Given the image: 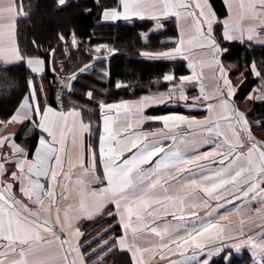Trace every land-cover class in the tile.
Here are the masks:
<instances>
[{
  "label": "snow or ice",
  "instance_id": "snow-or-ice-1",
  "mask_svg": "<svg viewBox=\"0 0 264 264\" xmlns=\"http://www.w3.org/2000/svg\"><path fill=\"white\" fill-rule=\"evenodd\" d=\"M68 6V0H56V12ZM95 7L100 11L98 27L114 25L119 28L120 22L136 27L137 20L153 21L154 28L139 33V39L145 42L154 31L164 30L165 22H172L174 18L178 35L162 42L174 45L173 54L156 59L186 61L190 74L177 75L173 68L157 77L149 87L156 86L158 95L136 98L137 101H150L142 113L118 110L132 103L130 99L109 103L97 96L92 88L107 91L102 85H92L83 92L87 100L96 102L92 111H98L100 116L97 128L120 118L140 119L144 125L153 127L140 133L144 139L133 146V154L128 159L121 157L123 163L105 166L104 191L111 198L88 217L92 221L101 220L99 229L94 230L98 231L97 236L84 240L85 235L91 233L81 232L78 223L69 216L68 232L63 236L52 229L47 235L39 234L37 226L34 241L25 249L26 257L32 258V264H86L84 249L95 243L97 247L89 255L103 253L97 264H102L106 255L116 252L125 257V264H146V253L150 260L158 258L163 264H219L221 260L223 264H233L234 258H243L245 249L250 254L248 264H264V142H257L253 135L254 131H264V117L250 120L249 112H241L236 107L237 99L243 94L246 101L253 105L259 103L264 110V57L260 60L253 57L251 61L247 58L249 50L257 46L264 48V0H222L226 15L218 13L211 0H206L204 7H197L193 13L198 28L187 35L182 31L180 18L183 12L194 7L188 0H115L110 6L96 0ZM205 11L208 13L206 20L202 18ZM84 13L91 15L92 8L85 7ZM236 43L246 50L244 62L242 68L236 65V72L230 73L224 59L230 52L229 46ZM31 44L32 52L21 49L18 25L12 31L0 29V60L8 62L4 71L25 68L29 77L18 106L0 123L17 119L39 123L51 113L82 117L87 106L81 107V102L73 101L72 92L76 90L75 82L88 74L101 81L107 80L109 88L114 87L117 95L119 90L133 87L120 80L112 84L110 66L117 49L105 43L93 44L91 36L85 44L73 29L68 34L60 31L46 44L33 37ZM197 47L208 50V61L216 72L214 89L199 87V77L186 79L196 74L201 63L193 57ZM144 53L145 50L140 51L142 57ZM74 54H86L87 59L74 61L75 66L62 77L60 72ZM49 71L53 73V80L46 87ZM236 73H239V85L232 84ZM37 79L41 81L39 88ZM245 84L253 85L246 94L243 93ZM161 86L165 90L161 91ZM16 87L11 79L0 78V90L10 93ZM53 87L57 89L55 101L51 98ZM189 89L197 92V96L189 98ZM65 100L69 101L67 105ZM150 108L165 112L163 116L185 117L186 123L165 128L155 115L148 113ZM181 108L192 115L180 113ZM197 113L206 115L197 118ZM252 123L258 127L253 129ZM88 129L91 133V124ZM49 135L42 129L37 144H50ZM150 137L153 139L148 142ZM12 139L15 142L16 136ZM189 148L195 156L187 154ZM205 148L207 150H201ZM95 152L94 149V157ZM17 164L18 161H10L5 169H15ZM15 175L14 171L5 170L0 178L9 179ZM188 185H196L199 189L215 185L217 190L197 202L190 199ZM24 187L22 179L12 184L14 191ZM47 192L48 188L43 187L41 199ZM173 192L182 205L187 204V210L179 214L156 212V205L171 199ZM2 195L4 193L0 192ZM54 196L53 191L49 199ZM0 209L11 211L4 200H0ZM169 216L172 218L168 219ZM233 217H238V221ZM141 238L147 243H138ZM3 239L0 235V242ZM52 250L54 255H46Z\"/></svg>",
  "mask_w": 264,
  "mask_h": 264
},
{
  "label": "crops",
  "instance_id": "crops-1",
  "mask_svg": "<svg viewBox=\"0 0 264 264\" xmlns=\"http://www.w3.org/2000/svg\"><path fill=\"white\" fill-rule=\"evenodd\" d=\"M188 3L193 4L194 7L183 12L180 18L181 28L185 35L198 28V22L193 13L196 12L197 7H204L206 0H188ZM19 15L20 11L16 0H0V29L5 31L16 29ZM207 15L208 13L205 11L202 18L206 20ZM171 49L152 57L165 56V53L170 52ZM193 53H196L193 54V57L201 63L197 67L196 74L191 77L186 76V79L199 77L201 85L207 84L205 89H214L215 82H217L216 72L208 61V50L197 47ZM6 63L8 62L0 60V67H5ZM185 63L187 64L186 61ZM189 74L190 72L187 75ZM40 83L41 81L37 79L38 88ZM155 94L158 95V93ZM190 97L192 96L190 95ZM149 103L150 101L145 102L141 106V104L136 105V102L132 101L118 110L142 113ZM203 115L197 118H202ZM181 117L162 115L156 116L155 119L161 121L163 127L169 128L184 124L186 119ZM81 120L83 118L76 114L59 116L51 113L41 118L39 123H32L30 120L22 122L20 119L15 122L0 123V177L5 170L16 173L14 178H0V192L4 193L0 196V200H4L7 208L11 209V211L0 209V235L4 237L0 242L3 245L0 247V264H21V262L32 264V258L26 257L25 249L29 247L30 242L34 241L37 235L35 231L37 226H39V234L47 235L48 230L52 229L63 236L68 232L69 216H71L78 223L79 230L82 232L81 225L92 221L88 218L90 214L97 212L101 203L107 202L111 198V195L104 191L106 187L104 184L106 180L105 166H117V162L123 163L121 157L128 159L133 154V146L144 139L140 133L153 127L144 125L143 120L140 119L120 118L105 122L100 127L97 142L88 144L89 123L84 120L81 123ZM24 125L27 126L24 128ZM42 129L50 134V144L43 142L37 144L36 142V150L30 158L28 155L29 137L33 131H36L37 141L40 140ZM14 135L16 136L15 142L12 139ZM152 139L150 137L148 142ZM114 142L116 143L114 144ZM94 149L96 150L95 157L93 156ZM186 151L189 156H195V152L191 148ZM10 161H18L15 169H5V165ZM32 166H45L48 169L45 181L48 192L44 193V199H35L30 196L31 179L28 171ZM146 167L150 168L151 165H146ZM19 179L25 182V187L22 190L14 191L12 184ZM187 189L191 192V200L201 202L210 197L217 190V186L212 185L208 189H199L196 185H188ZM53 191L55 196L49 199ZM178 191L182 192L184 189ZM156 192L159 193L160 189H157ZM155 194L153 193V195ZM5 196L8 198L7 200L4 199ZM154 210L162 214L168 212L179 214L187 210V204L182 205L176 199V193L173 192L171 199L157 204ZM80 216L84 218L80 219ZM171 218V216L168 217V219ZM138 243L145 244L147 242L141 238ZM54 254V250L46 253V255ZM144 258L146 264H163L158 258L150 260L147 253Z\"/></svg>",
  "mask_w": 264,
  "mask_h": 264
},
{
  "label": "trees",
  "instance_id": "trees-1",
  "mask_svg": "<svg viewBox=\"0 0 264 264\" xmlns=\"http://www.w3.org/2000/svg\"><path fill=\"white\" fill-rule=\"evenodd\" d=\"M115 0H101L102 5H112ZM211 3L215 6L218 13L226 12L222 8L221 0H211ZM17 7L20 11L19 18L17 20L16 27L19 29V40L20 47L22 50L29 52L33 51L31 41L33 37L39 40L41 43L46 44L49 40H53L55 36L63 31L65 34L70 33L73 29L75 30L78 37H80L84 43L88 42L89 37H92V43H105L115 49H117L114 58L111 61V82L114 85L117 80H120L126 84H132L133 87L124 90H117L112 87L109 88V82L107 80H99L95 75H85L82 79L76 81V90L72 92V99L76 102H81V107L85 105L82 118L85 122L91 124L92 131L87 137L88 144H95L100 135V128H97V124L100 121L98 111H92L95 108V101H89L86 99L83 92H86L92 85H102L101 88H92L97 96L104 97L107 102L111 103L120 99L136 100L141 95L155 94L156 86L149 87L157 77L163 73L175 69L177 75H187L188 70L186 68L185 61H174V62H163L153 55H157L165 49L170 50L174 45L171 43H162L170 38L177 36V30L174 21L165 22V28L159 32H153L147 42L139 39V33L147 32L154 28L152 21H136V27L131 25H125L120 22L119 28L114 25L111 27H98L97 21L100 18V11L95 7L96 0H68L69 6L62 12H56V0H16ZM85 7L92 8L91 15H85ZM223 18V16L221 17ZM95 33V35H93ZM227 46V45H226ZM230 52L225 54L224 64L229 68L230 73L236 72V65L243 67L245 48L239 43L229 46ZM145 50L144 57L141 56L140 51ZM151 55V56H150ZM152 58H147V57ZM255 57L260 60L264 57V48L255 47L254 50L248 51V60L251 61ZM87 59L86 54L81 56L73 55L71 60H68L65 69L60 72L63 77L67 72L75 66L74 61L79 59ZM60 59V57H58ZM231 65V66H230ZM59 69V65H57ZM5 67H0V78L7 77L14 81L17 85L10 93L4 90H0V120H6L7 114L12 112L18 106L20 97L24 94L26 88V82L29 79L27 70L25 68H14L8 71H4ZM236 73L234 76H238ZM233 76V77H234ZM251 79V78H249ZM53 80V73L49 71L47 73L45 86L51 84ZM91 82V83H89ZM240 84V83H239ZM253 85L245 84L243 87V93L250 91ZM161 91L165 90L163 86L160 88ZM55 87L52 88L51 98L53 101L56 99ZM195 91H189V95H194ZM244 96L241 94L237 101H243ZM69 103L65 100V104ZM149 114L156 116H162L166 114L163 111L156 109H148ZM182 114L192 115L187 113L185 109L181 108L178 110ZM204 113H197V117H201ZM261 115V116H260ZM264 117V110L261 109L259 103L253 105L249 112V118H260ZM27 125H24V128ZM22 129V131L24 130ZM20 137V136H19ZM30 145L28 155L30 158L36 148L37 136L36 131H33L29 137ZM101 220L90 221L81 225L83 233L91 235H85L84 240H93L97 236L99 225ZM97 246L93 243L91 246L84 249V254L90 252V248L93 249ZM100 254L101 252H97ZM98 254L87 255V264H92L94 259H99ZM243 258H234L233 264H248L250 255L247 252L242 253ZM92 261V262H91ZM97 264V260H95ZM102 264H125V257L120 253H111L106 255ZM219 264H223L221 260Z\"/></svg>",
  "mask_w": 264,
  "mask_h": 264
},
{
  "label": "rangeland",
  "instance_id": "rangeland-1",
  "mask_svg": "<svg viewBox=\"0 0 264 264\" xmlns=\"http://www.w3.org/2000/svg\"><path fill=\"white\" fill-rule=\"evenodd\" d=\"M154 27H155V25H154ZM197 53V52H196ZM196 53H193V54H196ZM173 53L170 51V52H168V53H165V56H170V55H172ZM207 56V55H206ZM206 56H203V57H206ZM162 57V56H161ZM225 68L227 69V71L229 72V68L225 65ZM241 81H240V78H237V76H234V77H232V84H234V85H239V83H240ZM215 83H217V82H215ZM204 84V83H203ZM201 85V84H199V87H204V88H207V84H204V85ZM190 91H191V89H190ZM196 94H194V95H191L192 97H196L197 96V92H195ZM192 97H189V98H192ZM133 102H136V105H140L141 104V106H143L144 105V103L145 102H149V101H145V102H140V101H137V100H132ZM178 102V101H177ZM251 103L252 102H250V101H246V100H243V101H236V107L237 108H239V110L241 111V112H250V108H251ZM261 116V115H260ZM181 118H184V117H181ZM250 120H255L254 118H249ZM169 123V122H168ZM184 123H186V122H184ZM162 125H163V123H162ZM251 127L253 128V129H256L257 127H258V125L257 124H255V123H252L251 124ZM253 135H254V137L256 138V140H257V142H264V131H254V133H253ZM221 212H223V210H221ZM234 221H238V217H233L232 218ZM97 246H95L93 249H95ZM93 249H91L90 248V252L91 253H93ZM243 252H247L248 253V251H247V249H245V250H243ZM242 252V253H243ZM95 254H98L97 252L96 253H94V254H91V255H95ZM86 255V254H85ZM101 255H103V253H100V254H98V258L101 256ZM250 255V254H249ZM97 261H98V259H97ZM92 262V261H91ZM96 263V261L95 260H93V262H92V264H95Z\"/></svg>",
  "mask_w": 264,
  "mask_h": 264
},
{
  "label": "built area",
  "instance_id": "built-area-1",
  "mask_svg": "<svg viewBox=\"0 0 264 264\" xmlns=\"http://www.w3.org/2000/svg\"><path fill=\"white\" fill-rule=\"evenodd\" d=\"M36 150V148H35ZM34 150V152H35ZM33 152V155H34ZM32 155V156H33ZM29 175H30V179H31V183H30V196L35 198V199H40L41 198V192H42V188L45 187V181H46V177H47V173H48V169L45 166H32L29 171H28ZM91 252H89L88 254H86L85 256H89ZM97 260V259H94Z\"/></svg>",
  "mask_w": 264,
  "mask_h": 264
}]
</instances>
